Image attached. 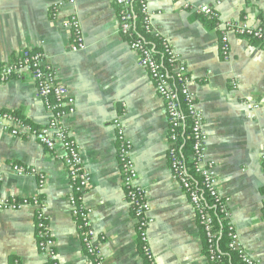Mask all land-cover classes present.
<instances>
[{
    "label": "crops",
    "instance_id": "0c3cea01",
    "mask_svg": "<svg viewBox=\"0 0 264 264\" xmlns=\"http://www.w3.org/2000/svg\"><path fill=\"white\" fill-rule=\"evenodd\" d=\"M57 0H0V62L40 48L76 102L66 121L79 142L91 175L84 198L97 234L101 264H148L140 252L136 220L122 185L114 120L121 118L132 144L138 183L151 210V252L157 264H210L194 207L174 181L168 160V119L148 72L120 35L118 8L111 0H78L87 44L70 52L71 36L53 20ZM153 32L167 39L194 80L192 89L208 136L206 158L215 163L218 190L229 198L231 221L244 249L264 264V46L231 36V59L220 50V27L183 12L173 0H147ZM217 6L220 22L264 28V0H191ZM238 85L234 90L232 84ZM0 110L42 127L50 113L29 75L0 85ZM13 164L46 176H16ZM0 202L39 197L47 207L59 264H97L82 244L71 214L72 194L63 161L39 142L0 130ZM38 249L33 208L0 211V264H45Z\"/></svg>",
    "mask_w": 264,
    "mask_h": 264
},
{
    "label": "built area",
    "instance_id": "2783aa9c",
    "mask_svg": "<svg viewBox=\"0 0 264 264\" xmlns=\"http://www.w3.org/2000/svg\"><path fill=\"white\" fill-rule=\"evenodd\" d=\"M118 8V24L120 35L128 41L129 48L137 55L138 64L145 69L163 101L168 119V160L172 177L177 182L194 207L197 220L201 226L206 243L207 259L210 264H223L222 255L217 245L218 233L214 231L213 218L203 199L199 186L192 181L190 169L183 158V131L189 125L193 139L191 161L194 162L195 172L202 178V190L209 194L218 205L223 220L227 222L229 248L238 254L244 264H260L242 246L239 235L231 221L228 209L229 198L221 196L215 174V163L206 158L208 136L204 128V117L199 110L196 95L192 89L193 78L189 75L187 66L181 60L167 39L162 38L165 48L164 56L167 69L158 58L153 48L140 36H134L139 16L148 33L153 32V14L147 0H137L138 11L135 10V0H111ZM180 4L181 10L197 17L217 21L221 32V54L225 61L231 59V36H239L260 42L264 46V28L250 27L246 22H220L217 6L194 5L191 0H173ZM78 0H57L51 16L53 20L66 16L61 21L64 30L70 33V52L77 53L87 49L83 28L78 15L73 11ZM29 75L38 97L50 113L48 123L42 127L34 126L29 120L17 114L0 110V130L12 137L39 142L50 152L63 161L69 178L72 194L69 198L71 214L76 221L82 244L89 256L97 264L99 249L95 243L97 234L90 224V213L84 206L85 195L91 190L92 178L84 163L82 149L67 126L66 121L76 114V102L70 90L60 81L57 70L49 63L40 48L23 51L10 62H0V85L12 80H21ZM233 89L238 85L233 83ZM118 161L122 175V185L126 199L132 208L136 220V233L139 240L140 252L148 264H157L151 252L149 228L152 220L149 217L151 206L145 189L138 183V172L132 158V144L126 137L125 127L121 118L114 120ZM264 163V156L262 157ZM12 171L16 176L37 177L40 188H44L46 176L35 168L13 164ZM0 168V182L2 181ZM264 194V189H263ZM33 208L35 215V233L38 239V249L45 258V264H59L57 246L52 235L47 207L39 197L18 198L15 195L0 202V211L20 212Z\"/></svg>",
    "mask_w": 264,
    "mask_h": 264
},
{
    "label": "trees",
    "instance_id": "16d2710c",
    "mask_svg": "<svg viewBox=\"0 0 264 264\" xmlns=\"http://www.w3.org/2000/svg\"><path fill=\"white\" fill-rule=\"evenodd\" d=\"M138 8L139 7L137 4V0H135V10L138 11L139 13ZM203 19L206 21L205 18ZM207 22H209L212 25V27H215L217 25L216 20H208ZM134 36H140L143 39H145V41L153 48L156 56L162 60L164 68L166 69L168 68L167 60H166V57L164 56L165 48L162 43V38L155 34L148 33L145 30L142 24V16H139ZM182 139L184 143L182 155H183V158L185 159V162L187 163L188 168L190 169L189 171L190 177L192 181L195 182L199 186L200 191H202L203 199L208 207L209 213L212 215V218H213L214 231L218 233L217 245L222 255L221 262L223 264H244L242 263L238 254L233 252L229 248L230 240L227 236V222L223 220V215L221 214L219 207L215 203L214 199L209 194H207L206 192L202 190L203 188L202 178L195 172L194 162L190 160L192 156V151H193L192 150L193 139L191 136V130L189 128V125H186L185 131H183Z\"/></svg>",
    "mask_w": 264,
    "mask_h": 264
}]
</instances>
